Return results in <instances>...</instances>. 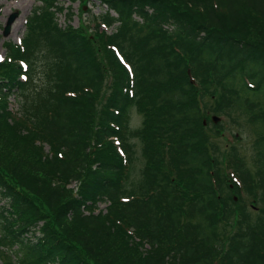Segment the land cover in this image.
Wrapping results in <instances>:
<instances>
[{"label": "trees", "instance_id": "16d2710c", "mask_svg": "<svg viewBox=\"0 0 264 264\" xmlns=\"http://www.w3.org/2000/svg\"><path fill=\"white\" fill-rule=\"evenodd\" d=\"M99 1L92 35L71 12L58 24L61 0H40L23 40L5 44L0 142L28 147L35 162L0 151V264H264V103L251 98L264 88V0ZM41 42L51 83L40 102L14 95L13 112L9 94L27 98ZM234 109L259 127L254 172L234 145L220 160L211 139L222 123L209 114ZM130 136L145 157L138 182ZM103 200L107 211H95ZM127 232L149 245L147 258L107 239Z\"/></svg>", "mask_w": 264, "mask_h": 264}, {"label": "rangeland", "instance_id": "374dc122", "mask_svg": "<svg viewBox=\"0 0 264 264\" xmlns=\"http://www.w3.org/2000/svg\"><path fill=\"white\" fill-rule=\"evenodd\" d=\"M84 1V0H83ZM83 1L81 2L79 0H61V2L58 5L62 8V11L57 13L56 20L59 25L63 26L65 22H68L65 19L64 14L71 12V17L69 19V23L73 26L77 25H83L84 31H87V34L91 33V22L92 16H96V14L103 13L106 10L105 5H101L99 1L96 0H90L88 2H84L85 4L82 6L83 11L81 12L82 21L88 20L87 22H80L79 14V8L83 4ZM41 2L40 0H0V58H4L5 55V44L7 43H19L20 40H23L24 34L27 28V18L29 16H32V12L34 11V8L36 5H39ZM17 13L15 19L11 23L10 30L8 34L3 35V28L6 23V20L8 16L12 13ZM113 14V11H111ZM61 13V14H60ZM136 18H138L137 15H134ZM91 19V21H89ZM93 24V23H92ZM101 28L103 27L100 25ZM116 26V23H112L109 27V31L113 30ZM92 35V34H90ZM33 56V65L31 66L30 70V77L31 80L27 83H24V92L23 94L27 96V98H24V96L16 92L14 88H12V93L9 94L8 97V107L9 109H12L13 112H20L21 109L19 108L17 110V102L16 99L20 102L23 101H37L40 102V98H37V96L42 92V88L45 89L50 85L51 78L48 76L50 70L49 64L53 63L52 58L48 54L49 51L46 49L43 42L39 44L37 49L34 52ZM1 62V61H0ZM55 74V73H54ZM243 76H247L245 73ZM21 79H25V77L21 76ZM248 79V78H247ZM44 89V90H45ZM40 90L38 94L36 92ZM14 91V92H13ZM109 89L106 87L104 90V95L106 96ZM15 96L17 98L15 99ZM251 98L257 101L260 104L264 103V88L258 93V94H252ZM205 99H209V103L213 101V98H210L209 96H205ZM19 105V104H18ZM17 110V111H16ZM215 114V113H212ZM212 114H209L210 116ZM216 115V114H215ZM128 128L129 130H136L141 126L142 122V116L138 111L135 109V107H131L129 110L128 115ZM231 117V118H230ZM221 116V129H217L218 132L216 135L211 137V139L218 145L219 147V159L226 154L229 153L230 146L234 145L236 149L239 151L240 155L244 158L246 164L250 167L251 171L254 172L255 170V164H254V141L256 139L257 130L259 129L256 124L250 123L243 114L239 113L237 109H234L231 111V116ZM235 121L233 122L232 121ZM211 126V123L209 124ZM129 141L131 142L134 150V158L132 160V172L130 177H132L133 180L136 182L139 181L141 178V172L144 165L145 157L142 154V144L139 141V139L135 136H130ZM45 150L47 147H44ZM44 150V151H45ZM0 151L3 153V155L7 156L9 159H11V162L14 164L23 163L32 161L35 162V155L34 153L24 145L14 143L12 140L8 139L6 142L2 141L0 142ZM18 158H21L20 162H18ZM37 164H39L37 162ZM11 166V165H9ZM74 183L71 184V187H73ZM77 189V185L75 186V190ZM227 191L230 193L232 192L230 189L227 188ZM233 197L237 198L236 193H233ZM107 201L96 203L95 211L102 209V207H105V211L107 209L106 207ZM241 206V205H239ZM234 227H231L232 231ZM129 233V232H127ZM127 242L124 240V238L121 235L112 234L107 236V239L109 241H114L116 243V246L120 249L125 250L128 254L139 258V259H145L149 256L151 248L146 242H139L138 240L131 237L130 233L128 234ZM94 251L96 254L102 256L104 259H108V257H105V254L111 255L112 249L109 246H101L98 244ZM2 259V257H1Z\"/></svg>", "mask_w": 264, "mask_h": 264}, {"label": "water", "instance_id": "95a60500", "mask_svg": "<svg viewBox=\"0 0 264 264\" xmlns=\"http://www.w3.org/2000/svg\"><path fill=\"white\" fill-rule=\"evenodd\" d=\"M16 15H17V13L14 12L8 16L6 23L4 25V28H3V35L8 34V32L10 30L11 23L15 19ZM211 120L213 123H217L220 120V118L216 115H212ZM203 122L205 123V120Z\"/></svg>", "mask_w": 264, "mask_h": 264}]
</instances>
